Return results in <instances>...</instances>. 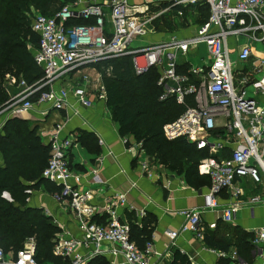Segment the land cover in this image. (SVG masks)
I'll use <instances>...</instances> for the list:
<instances>
[{"label":"built area","instance_id":"obj_1","mask_svg":"<svg viewBox=\"0 0 264 264\" xmlns=\"http://www.w3.org/2000/svg\"><path fill=\"white\" fill-rule=\"evenodd\" d=\"M201 4L207 6L208 16L193 36L180 38L170 33L164 40L137 48L129 45L144 37L152 18L147 16L146 4L129 0H69L51 16L34 13L30 30L37 35V48L32 60L42 75L32 84L18 81L20 90L5 103L10 115L25 113L34 104L62 110L70 97L84 108L90 106V97L104 103L101 64L124 56L129 58L134 76L149 70L157 73L155 84L161 89L158 100L173 96L176 103H181L184 96H191L194 105L164 124L162 135L168 141L183 138L195 150L206 152L198 161L197 173L207 177L208 185L199 209L180 212L184 221L177 231L166 233L169 241L184 233L201 239L202 212L218 214L221 223L232 224L238 209L264 206V194L258 192L264 188V107L244 94L246 86L264 94V81L252 80L246 74L240 81L244 86H237L236 74L241 75V71L235 69L227 46L232 37L264 46V0H167L166 9H175L176 15L181 16L180 9ZM73 19L87 23L70 24ZM197 44H203L207 63L179 72L177 57L185 56ZM250 58L248 45L240 47L235 56L237 64ZM259 65L264 66V60H259ZM256 68L253 66L252 71ZM11 82L14 83L13 77ZM48 137L49 156L40 176L57 187L53 199L66 203L80 234L67 240L55 235L52 254L66 259V264H87L102 253L120 258L122 264H151L150 258L155 255L151 242L138 248L130 240L129 225L122 213L125 200L120 197L101 209L91 206L92 195L79 188L80 177L68 160L74 139H58L56 130ZM246 181L258 191L246 196ZM24 193L28 195L30 191ZM222 196L230 200L223 206L218 203ZM1 198L11 202L6 192L1 193ZM214 228V223L207 225L209 230ZM252 233L251 260L261 256L264 228ZM102 245L105 251L98 249ZM80 248L91 253L80 255ZM33 255L34 242L28 239L9 259L0 247V264H37ZM220 256L232 264H246L236 252Z\"/></svg>","mask_w":264,"mask_h":264},{"label":"crops","instance_id":"obj_2","mask_svg":"<svg viewBox=\"0 0 264 264\" xmlns=\"http://www.w3.org/2000/svg\"><path fill=\"white\" fill-rule=\"evenodd\" d=\"M147 31L146 29V33ZM195 31L191 36L195 34ZM172 34L180 38H188L185 35ZM167 37L168 34H164L159 37L161 38L159 41ZM140 39L144 40L146 45L153 42L151 36L148 37L147 34ZM200 45L203 44H197L195 49L189 50L185 56L177 57L178 71L184 68L186 70L188 66H199L191 57L198 55ZM244 45L249 46L251 58L244 64H237L235 56L239 48ZM261 45L250 43L243 37L228 39L230 59L235 63V69L241 71V75L236 74V85L240 88L244 86L240 84V81L246 77V74H250L252 80L264 81V66L259 65V60H264V47ZM202 61L203 64L207 63V55ZM253 66L257 67L256 71H252ZM244 94L247 96L246 91ZM246 98H252L264 107V94L252 91ZM90 99V106L85 108L79 106L70 97L62 110H52L47 104H34L30 110L19 115L6 113L4 118H0V129L7 120L15 117L29 122L31 128H36L43 143L49 144L48 134L54 130L57 132L58 139L73 138L74 146L68 160L80 177L79 188L90 192L92 195L90 205L96 209H101L105 203L117 201L120 197L125 200L122 213L129 229L131 225L148 233L147 240L151 242L155 253L150 258L151 264H170L175 252L185 257L188 264H216L219 258H225L221 257L220 253L228 255L236 252L233 248L222 252L206 247L203 236L207 225L214 223L216 226L217 222H220L217 220L218 214L208 211L200 214L203 226L201 239L184 233L173 241L168 240L166 233L177 231L184 221L180 212L192 208L199 209L202 206L207 185L200 188L192 187L181 182L174 173L164 167L147 162L154 159L144 154L140 142L134 141L130 136L119 135L115 122L111 119L110 112L103 101L92 97ZM42 133L45 135L42 136ZM93 176L96 177L95 180L92 179ZM44 181L34 188L32 182L25 184L27 186L25 190L30 191V194L26 196L27 201L26 198L24 199L25 206L39 210L44 217L48 218L58 228L55 234L58 239L78 238L80 234L77 225L67 206L53 199L57 187L50 183L53 186L51 187ZM244 190L246 196L254 193V191ZM258 192L264 194V188ZM229 201L223 196L218 199L221 206ZM231 225L250 234H253L252 232L256 229L264 228V206L238 209ZM132 242L136 245L134 241ZM98 249L105 251V245ZM77 252L83 256L91 253L86 254L87 250L82 248ZM99 258L104 259L106 264H122L123 262L120 258H113L107 253H102L92 258L87 264ZM229 264L232 263L229 261ZM250 264H264V245L261 256L252 259Z\"/></svg>","mask_w":264,"mask_h":264},{"label":"trees","instance_id":"obj_3","mask_svg":"<svg viewBox=\"0 0 264 264\" xmlns=\"http://www.w3.org/2000/svg\"><path fill=\"white\" fill-rule=\"evenodd\" d=\"M57 0H0V75L11 72L20 75L26 84L37 81L42 73L33 60L37 48V35L30 30L29 8L43 15L51 16L62 5L55 8ZM193 7H188L190 9ZM196 9L195 23L202 25L207 16V6L201 4ZM186 8L181 9L184 13ZM176 15L175 9L171 10ZM170 20V19H169ZM171 21V20H170ZM164 16L150 24L152 30L167 27ZM87 21L73 19L70 24H82ZM25 41L35 45V50H27ZM101 76L107 77L104 84L106 105L111 119L117 124L120 136H130L140 142L141 149L148 157L153 158L170 170L179 169L184 163L192 165L190 174L193 187H198L196 180L205 176L197 174L198 161L206 152L195 150L183 138L172 141L162 135V126L172 122L186 108L192 107L191 96H184L181 103H176L173 96L158 100L161 89L156 86L157 75L154 70L134 76L127 56L105 61L99 69ZM185 68L182 71L184 72ZM11 75V76H12ZM8 86L0 82V104L9 98ZM87 138V137H86ZM49 156V144L43 143L27 121L11 118L0 129V247L4 253L22 249L23 243L32 239L34 242V260L37 264H66L67 260L52 254L53 242L58 228L44 217L39 210L25 206L24 193L26 183L32 182L33 188L42 184L40 173ZM194 179V180H192ZM45 182V181H44ZM51 186L50 183L45 182ZM201 184H199L200 186ZM53 187V186H51ZM55 190V189H54ZM6 192L11 202L1 198ZM228 224L217 222L213 230L204 232L203 242L208 248L227 252L234 248L238 257L246 264L251 263L252 234L238 227H227ZM130 240L138 248L147 242L148 233L130 225ZM89 264H106L104 259H94ZM170 264H188L185 257L174 253ZM216 264H229L228 258H219Z\"/></svg>","mask_w":264,"mask_h":264},{"label":"rangeland","instance_id":"obj_4","mask_svg":"<svg viewBox=\"0 0 264 264\" xmlns=\"http://www.w3.org/2000/svg\"><path fill=\"white\" fill-rule=\"evenodd\" d=\"M14 1L15 0H12V2H14ZM62 2H63V0H57L54 7L55 8L59 7ZM129 2L147 5V12H146L148 14L147 16L152 17L149 24L146 26V29L148 30L146 34L148 35V37L151 36V38H152L151 40L153 41V42H150V44L158 42L159 39H161L159 37L163 36L164 34L176 33L179 35H185V36L189 37V35L191 36L193 34V31H195V29L198 25L195 23V17L197 14L196 13L197 11L195 8H190V9L186 8L187 10H185L184 13L181 14V16H177V15L173 14L174 12H172L171 10L166 9L167 0H129ZM34 13H36V12L33 11L32 8H29L27 16L31 17ZM162 16H164L166 18V20L169 21L167 23V27H163L160 30H156V31L152 30L150 28L151 22L158 19L159 17H162ZM141 41L142 40L140 38H136V39L132 40V42L130 43L129 46L131 48H137V47L145 46L146 43L144 42V40L142 42ZM25 45H26L27 50H31L32 52L35 50V45L30 44L27 41H25ZM261 46H263V45H261ZM191 58L193 59V61L196 62L197 65L201 66L203 64L202 60H204V58H206V53H205V49H204L203 45L199 46L198 55L196 57L192 55ZM9 71H11V72H7V73L0 75V82H2L4 84V86L6 84H8L7 93H8V96L10 98L20 90V88L18 87V85H19L18 81L20 82L21 80H23L25 83H26V81L23 78H21L20 75H16V77H14V75H12L14 68H10ZM90 74L93 75V73H90ZM156 75H157V73H156ZM99 76H100V83L104 87L105 81H107V77H106L107 75L105 77H103V76H101V74H99ZM12 77H13L14 83L11 82ZM245 91L247 93V96H250L252 89L250 86H246ZM247 96H245V97H247ZM9 98L7 99V101L9 100ZM105 98H106V96H105ZM7 101H4L3 103L0 104V118H4V116H6V113L8 112L5 109V103ZM105 102H104V104L106 105ZM110 116H111V114H110ZM28 124H29V122H28ZM115 126L117 127L116 123H115ZM117 130H118V128H117ZM147 162L151 163L152 165H157V166L159 165V166L164 167L165 169L171 171V173H174V175L177 176L181 182L190 185L191 177H190L189 173H192L194 171V169L192 168V165H190L188 163H184L179 169L170 170L155 160L150 159ZM196 170H197V167H196ZM192 180H194V179H192ZM196 182L198 184V187H196V188H200L201 186L207 185V180L205 178H201V180H199V181L196 180ZM199 184H201V185L199 186ZM244 189H246L247 191H254V193H256L258 191V189L255 191L254 186L247 181L245 183ZM259 191H261V189H259ZM56 193H58V191H56ZM64 204H66V203H64ZM227 227H234V225L230 224ZM4 254H5L6 259H9L12 256L11 252H6Z\"/></svg>","mask_w":264,"mask_h":264}]
</instances>
